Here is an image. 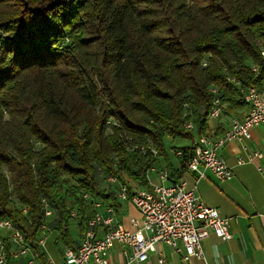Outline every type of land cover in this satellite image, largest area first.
Here are the masks:
<instances>
[{
    "label": "trees",
    "instance_id": "obj_1",
    "mask_svg": "<svg viewBox=\"0 0 264 264\" xmlns=\"http://www.w3.org/2000/svg\"><path fill=\"white\" fill-rule=\"evenodd\" d=\"M263 52L264 0H0V219L42 259L44 224L73 247V212L83 238L90 203L121 206L100 168L130 188L160 159L185 178L214 101L264 88Z\"/></svg>",
    "mask_w": 264,
    "mask_h": 264
},
{
    "label": "built area",
    "instance_id": "obj_2",
    "mask_svg": "<svg viewBox=\"0 0 264 264\" xmlns=\"http://www.w3.org/2000/svg\"><path fill=\"white\" fill-rule=\"evenodd\" d=\"M232 81L239 85L234 79ZM211 90L214 93L218 92L216 87ZM240 91L248 106L244 118L241 120L233 117L229 128L221 136L203 134L193 141V151L186 165L188 172L194 175L193 186L189 185L186 178L170 182L167 170L158 171V182H153L148 176L149 188H130L123 184L118 186L117 197L131 202L139 214L130 217L131 228L117 221L113 207L95 201L92 204L95 211L88 217V229L80 245L67 247L64 259L60 263L39 262L38 254L24 244L23 233L8 218L0 219V232L8 231L12 241L21 242V254H32L28 264H122L111 257V248L115 243H121L123 246L125 256L123 264L134 261L148 262L154 254L158 256L159 264H168L162 246L170 247L174 252L183 255L185 260L204 257L202 241L211 232L222 239L232 238L230 232L232 218L222 215L217 207L201 201L196 186L209 173L220 182L233 178L235 175L233 166L226 162L220 150L231 141L250 139L252 128L264 126V88L260 90L257 87H240ZM223 107L222 101L217 98L209 118L219 117ZM186 126L188 129L193 128L192 123ZM177 154H181V151ZM263 157L264 153L257 150L249 153L248 161ZM238 162L245 163L246 160L239 157ZM258 170L264 173V166H259ZM151 171L157 169L152 166L148 173ZM110 180L118 181L114 177H110ZM84 197L88 198V195L85 194ZM45 206L46 218H51L53 210L48 203ZM103 210L108 215H104ZM72 218H76V212L72 213ZM47 228V224H44L42 232ZM100 229L103 230L102 235L99 234ZM0 264H8L3 240L0 241Z\"/></svg>",
    "mask_w": 264,
    "mask_h": 264
},
{
    "label": "crops",
    "instance_id": "obj_3",
    "mask_svg": "<svg viewBox=\"0 0 264 264\" xmlns=\"http://www.w3.org/2000/svg\"><path fill=\"white\" fill-rule=\"evenodd\" d=\"M223 106L219 117L208 119V127L205 134L221 136L229 128L233 117H238L242 120L248 112L246 103L237 105L223 103ZM169 140L171 141L172 139ZM183 141L186 142V140L173 142H178L177 145H182ZM257 150L264 153L263 125L252 128L250 139L231 141L220 150V154L226 162L230 166H233L235 173L233 178L220 182L214 175L209 173L196 186V192L201 201L209 206L217 207L222 215L232 218L230 226L232 238L222 239L211 232L202 241L204 257H192L188 260H185L183 255L174 252L170 247L162 246L161 249L165 254L168 264H264V173L258 170L259 166H264V157L261 159L254 158L253 161H248L249 153ZM239 157H243L246 162L239 163ZM170 158L173 164L178 167L176 157L172 153H170ZM161 162L162 159L156 165H153L157 171L148 173V176L151 177L153 182H158L159 180L158 171L160 167H163ZM185 178L190 186L194 185L195 178L192 173L187 172ZM128 182L131 184L133 181L130 179ZM137 187L143 186L140 184ZM97 201L107 204L101 199ZM120 201V207H113L115 217L117 221L123 223L127 228H131L130 217L138 216V211L131 202L121 199ZM94 211L95 208L90 203L87 211L88 217ZM104 215H108V213L104 212ZM51 218L54 219V217ZM76 226V236L71 234L74 239L73 247L79 246L82 239L77 220ZM99 234L102 235L103 230L100 229ZM59 236L60 233L55 228V225L53 228L48 226L47 230L41 233L39 240L43 241L40 245L44 252V258L41 259L37 255L39 262H62L65 249L70 247V245L62 240L57 244L56 240ZM5 241H8L11 252L10 260L8 261L7 259V263L28 264L32 254H21L16 243L8 238L3 239L4 243ZM50 241L56 246L55 254H48L45 248ZM111 257L116 262L122 264L125 262L121 243H115L113 245L111 248ZM130 264H159L158 256L154 254L148 262L141 263L134 261Z\"/></svg>",
    "mask_w": 264,
    "mask_h": 264
},
{
    "label": "rangeland",
    "instance_id": "obj_4",
    "mask_svg": "<svg viewBox=\"0 0 264 264\" xmlns=\"http://www.w3.org/2000/svg\"><path fill=\"white\" fill-rule=\"evenodd\" d=\"M111 122H109V123H111ZM109 131H111V127H109ZM168 139H172V138L168 137ZM169 141L167 142L168 147L173 151L172 153H174L175 155H177L176 152L178 150H182L183 148H185L188 145H190V142L189 141H186V142L183 141L182 142L183 143L182 145H177L178 142L176 143V142H173L172 140L170 142ZM175 141H181V140H175ZM36 146L39 147V144H37ZM6 174L9 175L8 173H6ZM98 176H99L98 177V179H99V186L101 188H103V189H109V190H112V191L114 189H117L118 188L119 181L110 180L111 175L108 173V171L106 169L100 168L99 169ZM126 178H127V180H130L131 179L127 175H126ZM131 185L133 187L140 186V184L137 183V182H135V181L131 182ZM76 220H77V218H72L71 219V226H70L71 234L74 235V236H76V233H77ZM53 224L54 223L51 224L50 228H53ZM5 238L12 239V237L10 235V232H8V231H1L0 232V241H2ZM13 242L16 243L17 247H19V253H20L21 252V249H22L21 242H19V243L15 242V241H13ZM45 248H46L48 254H50V253L51 254H55V252H56V246L54 245V243L52 241H50V243L48 245H46ZM28 254H31V253H28Z\"/></svg>",
    "mask_w": 264,
    "mask_h": 264
}]
</instances>
